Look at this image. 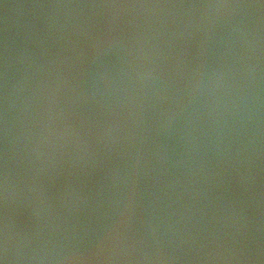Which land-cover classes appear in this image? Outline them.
Listing matches in <instances>:
<instances>
[{"label": "water", "instance_id": "95a60500", "mask_svg": "<svg viewBox=\"0 0 264 264\" xmlns=\"http://www.w3.org/2000/svg\"><path fill=\"white\" fill-rule=\"evenodd\" d=\"M0 264H264V0H0Z\"/></svg>", "mask_w": 264, "mask_h": 264}]
</instances>
